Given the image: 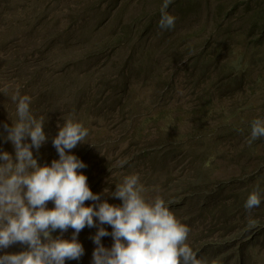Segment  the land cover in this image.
Listing matches in <instances>:
<instances>
[{
  "label": "trees",
  "instance_id": "1",
  "mask_svg": "<svg viewBox=\"0 0 264 264\" xmlns=\"http://www.w3.org/2000/svg\"><path fill=\"white\" fill-rule=\"evenodd\" d=\"M163 2L0 0V150L14 155L2 125L15 121L12 96L19 91L44 120L47 140L33 149L38 163L58 158L52 138L65 119L77 120L88 136L70 151L87 165L80 171L101 200L120 204L115 184L138 175L142 195L163 197L189 227L187 240L198 255L214 264H244L252 247L264 251V242L258 246L264 241V136L250 135L251 122L264 118V60L256 72L254 59L264 56V0H171L167 11L176 20L170 29L158 24ZM179 77L186 91L179 109L166 101L148 113L153 99L139 93L148 89L168 99ZM181 123L187 142L196 145L185 155L183 138L174 134ZM153 130L160 134L148 138ZM226 145L221 148L237 173L209 179L203 163ZM254 189L261 203L247 209ZM97 226L111 232L110 225ZM97 226L80 231L84 254L66 264H81L92 253ZM73 231L52 236L70 239ZM25 248L15 243L9 251Z\"/></svg>",
  "mask_w": 264,
  "mask_h": 264
},
{
  "label": "clouds",
  "instance_id": "2",
  "mask_svg": "<svg viewBox=\"0 0 264 264\" xmlns=\"http://www.w3.org/2000/svg\"><path fill=\"white\" fill-rule=\"evenodd\" d=\"M171 0H164L158 21L161 29L174 27L176 17L167 11ZM16 119L2 125L14 155L0 150V249L20 243L24 250L0 254V264H66L84 254L79 232L85 227L110 225L111 232L97 226L91 237L95 247L91 264H214L197 254L186 242L189 227L180 222L163 197L148 200L142 195L138 175L123 177L112 195L120 204L101 200L94 193L87 167L70 150L85 142L88 129L74 119H65L52 138L58 158L40 164L33 154L47 140L43 119L30 110L31 98L17 91L12 96ZM251 139L264 136V118L251 122ZM251 142V141H250ZM107 191V190H105ZM96 204H85V201ZM52 201L49 208L47 202ZM258 190L249 192L245 208L259 206ZM94 218H96L94 220ZM74 231L70 239L53 237L52 232ZM112 237L106 247L101 238Z\"/></svg>",
  "mask_w": 264,
  "mask_h": 264
},
{
  "label": "rangeland",
  "instance_id": "3",
  "mask_svg": "<svg viewBox=\"0 0 264 264\" xmlns=\"http://www.w3.org/2000/svg\"><path fill=\"white\" fill-rule=\"evenodd\" d=\"M240 52H243V48L240 47ZM254 59L256 60L257 63V67L259 66L260 68L256 71V72H260L263 71L262 70V61L264 60V56H254ZM185 80V78H181L179 77V82L180 84H177V91L171 95L168 99L167 97L164 98L162 96V92H156L155 95H152V92L150 90H146V92L143 93V95L140 94V97H142L144 100L151 101V99H153V102H150V111L148 113H156L159 112L160 109L162 108V106L164 105V103L167 101L168 107H177L179 109V106L182 104V102L185 100V90L182 87V82ZM136 88L139 89L138 86H136ZM251 98L248 97L247 100H250ZM227 130L228 132H230V129H224ZM184 131H186V127L184 124H178L177 126H175L174 129V134L177 135H181V139L183 138L184 143L180 144V147L182 150V153L188 154L191 153L192 151L196 150V145L193 143H189L186 140L185 137V133ZM151 134H148V138L150 137H154L155 134H157V136L160 134L157 131H150ZM153 132H155L153 134ZM221 151H222V155H218V157L216 158H210L208 160H206L203 163V168L206 170L205 175L209 178V179H215V178H223V177H227L230 175H235L237 173V170L239 168V166H237L236 164H234L230 159H231V155L227 152V153H223L222 148H225L227 150V148L229 147L228 145L226 146H219ZM222 147V148H221ZM172 166H176L177 162L175 161V159H173L171 162ZM147 196V194H146ZM152 196V194H149V197ZM49 208L53 207V202L50 201V204L48 205ZM80 233V232H79ZM193 239L191 238V240H187L186 242L193 248L195 242L192 241ZM196 242H199V239L196 240ZM264 241L261 240L259 242V247H263L261 246V244ZM106 247H110L112 244V237L110 236L105 243H103ZM92 249H94V247H92ZM11 253L9 251V247L6 249H0V254L2 253ZM247 256H244L243 260H244V264H264V251L262 249H259L258 247H256L255 249L252 247L250 249V251L246 252ZM85 260L82 261L81 264H91V259H92V253H89L85 258Z\"/></svg>",
  "mask_w": 264,
  "mask_h": 264
}]
</instances>
